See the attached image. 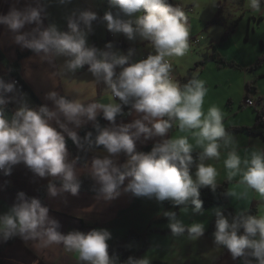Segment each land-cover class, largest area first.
Masks as SVG:
<instances>
[{"label": "clouds", "instance_id": "clouds-1", "mask_svg": "<svg viewBox=\"0 0 264 264\" xmlns=\"http://www.w3.org/2000/svg\"><path fill=\"white\" fill-rule=\"evenodd\" d=\"M59 2L65 4L71 0ZM261 2L248 0L249 7L256 12L260 11ZM109 3L110 9L102 17L107 30L123 34L129 41L137 37L147 40L155 54L133 62L131 51L127 55L115 51L111 42L105 45L107 50L89 45L87 37L93 32L92 22L101 18L95 11L73 12L67 17V31L56 24L44 27L42 6L26 4L22 9L13 7L7 14H0V24L16 33L17 44L37 54L43 53L45 57H68L66 68L72 72L88 65V71L98 81H103L120 101L85 105L58 97V93L51 91L46 98L53 101L52 109L47 105L36 108L22 105L8 119L4 112L8 103L6 94L14 93L17 86L16 81L5 82L0 78V174L10 176L15 166L23 164L35 176L60 181L59 189L51 182L47 185L49 196L55 197L62 191L76 195L81 180L74 162L68 159L66 136L78 147L81 137L67 125L79 127L83 119L96 121L98 113H102L110 126L96 124L95 139L89 132L84 140L89 146H103L110 154L104 158L94 157L91 162L92 176L100 185L103 198L114 199L122 190L158 202L170 200L173 206L190 202L194 211L199 212L203 209L200 190L215 191L217 170L201 162L196 165V179H193V147L188 137L161 139L154 142L148 152L137 150L141 136L145 140L164 138L174 122L181 131L195 130L193 135L197 144L203 147L201 159L218 158L221 139L225 145L231 142L222 123L221 110L212 106L206 114L202 111L207 92L204 81L193 77L181 88L170 75L172 66L166 58L184 56L189 49L185 13L169 0H109ZM141 11L143 14L134 15ZM33 23L35 28L21 32L25 25ZM129 105L139 118L117 125L116 117ZM61 115L68 123L60 121ZM122 152L127 159L116 166L110 157ZM224 164L229 170V178L241 174L242 183L264 196V152H253L249 159L242 161L233 150ZM49 212V207L39 198L28 197L24 191H19L9 211L0 214V243L13 238L22 241L39 239L44 247L63 244L66 251L77 252L86 264H116V258L109 255L111 233L108 230H73L65 234L59 230V221ZM214 214V245L225 247L233 260L244 256L252 258L248 264L253 261L264 264V216L241 212L230 220L219 207ZM164 217L169 221L168 228L173 235L187 231L191 239L198 240L205 233L203 223L185 225L176 219L175 212L165 211ZM127 264H150V260L130 256Z\"/></svg>", "mask_w": 264, "mask_h": 264}, {"label": "crops", "instance_id": "crops-1", "mask_svg": "<svg viewBox=\"0 0 264 264\" xmlns=\"http://www.w3.org/2000/svg\"><path fill=\"white\" fill-rule=\"evenodd\" d=\"M26 4L32 6H42L44 11L41 13L43 26L56 24L61 30H64L67 25V17L73 12L79 13L84 10L95 11L100 19L92 22L93 32L88 34L87 41L89 45H95L101 50L105 49V45L111 42L113 50L123 52L127 55L131 51V60L135 57L138 47L147 40L129 41L123 34L109 32L106 28V22L102 17L105 11L110 9V3L106 0H71L70 3L61 4L59 0H0V14H7L10 8L22 9ZM224 7L226 3H223ZM181 6V5H180ZM113 12L116 9H111ZM258 14V15H257ZM136 15H141L137 13ZM257 15V16H256ZM241 19L246 18V12L242 10ZM189 37L196 35L193 29V24L196 22L195 15L192 13L185 14ZM127 19L126 17H124ZM214 19V18H213ZM205 22L204 29H209L212 20ZM264 17L260 13L254 11L247 16V34L248 41L254 38H259L260 49L253 52L248 62L240 64L239 68L232 66V69H237L243 73V81L245 83L244 90L239 94V97H234L232 93L225 92V85L209 84L207 80H203V74L207 70H214L219 65L215 61L207 60L202 67L201 72L197 73L196 78L204 81L207 89L202 105V111L206 114L212 106L218 107L223 114V126L227 137L230 138V143L225 145L224 139L219 141L220 155L218 158L205 157L199 163L203 162L206 165H212L217 170L216 184L228 182V204L226 206H214L210 209H201L199 212L194 211V207L186 204L185 206H173L170 200L158 202L154 198L148 199L144 197H136L130 192H123L119 196L111 200H105L102 192L96 194H88L86 192H78L73 195L71 192H60L55 197H51L47 192V185L54 179L53 177L40 178L31 173L23 164L14 167L10 176L0 174V214L9 211L11 205L15 202L17 193L24 191L28 197H37L50 209V216L57 219L61 225L60 231L68 233L69 231L79 230L87 232L92 229H106L111 233L112 241L123 239L130 231L143 234L138 240L127 243V249L131 253L136 254V259L147 257L150 264H248L249 257H239L233 260L231 254L223 246L214 245L215 231V209L217 207L223 210V214L230 220L232 216L238 213H245L253 216H264V204L261 196L254 189L241 182V174H236L229 178V170L226 169L224 161L228 153L235 150L241 160L249 159L253 152H264V137L253 135L252 133L242 130L243 127L253 126L258 120V113L264 106H257L254 109L250 107H242L244 99L248 96L253 99L260 98L264 101V62L259 67H254L256 62L262 56L264 50ZM35 23L25 25L21 32H29L35 28ZM81 28L83 26L81 25ZM228 29H226L227 31ZM260 30H263L260 32ZM224 34V32H223ZM236 34L233 33L226 41L218 45L216 53L223 57L225 61L231 57L225 55V43H230ZM259 35V36H258ZM16 33L11 32L7 26L0 24V49L4 52L6 47L12 48ZM199 36V35H198ZM222 36V35H221ZM200 43L203 36H199ZM222 37L217 42L210 41L205 46L200 43L194 45L192 39L188 38L189 49L187 54L181 57H167L170 61L171 72L175 76V82L180 87L181 79L187 75L189 70L205 57H211L214 44H218ZM16 45V56L11 53L9 61L17 59V50L27 52L29 49L23 48L20 44ZM125 48H122V47ZM155 49L153 47V52ZM6 56V54H5ZM142 56L139 57L141 60ZM65 56H49L45 57L43 53L31 54L22 59L21 77L25 85L36 98L30 96L25 90L15 91L11 93L9 102L13 103L17 110L22 105L36 108L40 105H47L50 109L54 107L53 101L46 98V94L55 91L59 96H65L70 100L79 101L85 105L89 103H117L118 98H114L111 90L103 83L98 81L89 71L88 65H84L81 69L75 72L69 71L66 68ZM234 62V61H233ZM210 63L217 64L210 67ZM221 67V66H219ZM119 71V69H117ZM231 80V79H230ZM232 82V81H230ZM229 83V81H228ZM239 84V83H238ZM249 84V86H248ZM242 82L240 83V87ZM217 88V89H216ZM241 89V88H240ZM114 98V99H113ZM131 112V115L129 113ZM102 113H98L97 117ZM139 118L138 115L129 110L124 116L116 117V124L130 123L133 119ZM60 121L68 123L64 117L60 116ZM95 121L82 120L79 127L69 123L67 126L70 130L77 133L84 126L93 125ZM106 127L110 126V122L105 120ZM58 128L55 121L52 122ZM59 130V128H58ZM195 130L181 131L178 124L174 122L172 128L164 138L154 137L150 140H145L141 136L137 141V150L151 143L158 142L161 139H172L180 136H187L189 143L194 151H203V147L197 144V139L194 137ZM67 138V136H66ZM69 152V150H68ZM107 151L93 150L91 152L90 161L85 165H78L72 154L69 152V161L74 162L78 177L82 175L90 176L97 187V184L92 176V159L94 157H108ZM116 166L123 164L127 157L122 152L110 157ZM198 163V164H199ZM243 168V164L241 165ZM196 166L191 170L193 179L195 180ZM58 180V179H56ZM127 181H125V184ZM55 186L59 189L61 186ZM46 188L45 194L43 189ZM231 193L232 195H229ZM165 211L176 213V219L182 221L185 225L192 223H203L205 225V233L198 240L191 239L187 231L179 235H173L168 228L169 221L164 217ZM243 231V230H241ZM21 240V239H20ZM22 241V240H21ZM25 247L28 248L39 261L45 264H86L79 259V254L74 251H66L63 244H53L44 247L39 239H29L22 241ZM131 246V247H129ZM247 260H246V259ZM253 264L255 262L253 261Z\"/></svg>", "mask_w": 264, "mask_h": 264}, {"label": "trees", "instance_id": "trees-1", "mask_svg": "<svg viewBox=\"0 0 264 264\" xmlns=\"http://www.w3.org/2000/svg\"><path fill=\"white\" fill-rule=\"evenodd\" d=\"M106 1L109 2V0H106ZM169 3L181 9V6L180 5L176 6L173 0H169ZM222 8L223 7L221 5L220 10H222ZM140 13L143 14L142 11ZM220 13L216 14L211 24L217 23V19ZM236 25H237V22L230 29H228V31L224 32L218 44H214L212 46L213 52L210 58L205 57L203 60L199 61L197 64H195V66H193L189 70L187 75L181 79L180 81L181 88H183V86L187 84L189 80L197 76L196 74L199 73L200 70H202V67L204 66L207 60L215 61L217 64H220V65L222 64L224 66H232V67L240 69L238 64H236L233 61H229V62L225 61L223 57H220L215 52L218 45L222 44L233 34V32L236 29L235 28ZM67 30H69L68 26L65 25L64 31H67ZM122 48H125V47L123 46ZM34 53L35 52L31 50H28L27 52H21L17 50V59L15 61L13 60V61L5 62L6 56L4 52L0 49V78H3L5 82L18 81L20 85L22 86V88L30 96H32L33 98H36L34 94L31 92V90L28 89V87L25 85V82L23 81L21 77V71L23 69L22 59ZM263 62H264V50H263L262 56L256 62L254 67L255 68L259 67ZM65 98L70 100L67 97ZM129 110H131L130 105L125 106L123 108V114L118 115V117L124 116ZM15 111L16 109L13 103L8 101V103H6V105L4 106V112H5L6 117L8 119H11ZM258 114H259L258 120H256L255 124L250 127H243L242 130L248 131L252 133L253 135H259V136L264 137V108L261 111H259ZM96 124H98L100 127H106V122H105V119H103L102 114L97 117V120L93 123V125L84 126L83 128H81V130H79L78 135L81 137L79 147L75 143H73L71 139L66 138L67 149L72 154V157L75 159V162L78 165L87 164L88 161H90L91 152L93 150H99V149L105 150L103 146H99V147H96L94 145L89 146V144L84 140L85 135L89 132L92 133V139L93 140L95 139V136L97 134L96 128H95ZM152 147H153V143L149 144L148 146L146 145L142 147L138 151L148 152L151 150ZM202 152L203 151L192 152L194 163L191 166V170L200 162L201 157H202ZM204 158L205 157H203V159ZM79 178L81 180V186L78 192H86L88 194H96L100 192L99 191L100 187H97L95 185V183L93 182L90 176L82 175ZM51 183L56 184L57 186H61L60 181L56 179L52 180ZM228 185H229L228 182H225L223 184H216V189L214 192L211 191L209 188H202L200 191H201V199L203 200V209L207 210L217 205L226 206L228 204ZM42 191H43V194H45L46 188L43 189ZM188 205H190V207H194L193 205H191L190 202ZM182 206H185V205H182ZM175 213H178V211H176ZM141 237H143V234L130 231L127 234V236H125L123 239L112 241V243L109 246L110 257L114 256L116 258V264H127L128 257L131 256L133 258H136V254L131 253L127 249V243L130 241L138 240ZM0 264H45V263L39 261V259L30 250H28L27 247L24 246V244L19 238H13L9 240L7 243H0ZM155 264H158V263H155Z\"/></svg>", "mask_w": 264, "mask_h": 264}, {"label": "rangeland", "instance_id": "rangeland-1", "mask_svg": "<svg viewBox=\"0 0 264 264\" xmlns=\"http://www.w3.org/2000/svg\"><path fill=\"white\" fill-rule=\"evenodd\" d=\"M173 2L176 6L181 5V10H184L183 12L185 14H188L186 12V9H188V7L193 8L192 14L195 15L196 22L192 26H193V29L198 34L192 35L191 37H189V39H193L194 37L196 39V38H200L199 36H203V40L201 41L202 43L199 42L201 46H205L210 41L217 42L219 38L222 37L221 35H223V32H226V29H230L237 22V25L235 27L236 29L233 32L234 34H236L235 37L232 38V41L230 43L223 44L225 47H224V50H222V52H224L225 55L231 57V59H228V62L234 61L238 64H240V62L242 63L248 62V60H250L251 56L253 55V52H256L257 50L260 49L259 47L260 44L258 42L259 38L257 39V36L256 38H254V40H253V37L255 36H252L251 41H248V39L246 38V34L248 30L247 29V16L254 12V10H252L249 7L248 0H173ZM226 2L227 4L224 7V9L220 10L221 5L223 7L224 6L223 3H226ZM242 10L246 12V18L244 20H242L240 16L242 13ZM218 13L220 14L217 19V23H216L217 25L210 26L209 29L203 30L205 22H208L209 20L213 19ZM258 13H260V15L264 17V0H262L261 2V9ZM126 18L128 19V17ZM262 31L263 30H260V32ZM138 40L142 41L140 37H137L135 39V41H138ZM192 43L196 45L193 41ZM15 44L17 43L15 42V39H14L13 45L15 46V48L6 47L5 62L9 61L8 56L11 53H14V55L16 54ZM148 52L150 54H154L152 53L153 52L152 44L150 42L142 43L138 47L135 57H133V62L139 61V57L140 56L143 57ZM120 53L123 54L122 51ZM210 65H211L210 67H213V65H217V64L210 63ZM218 65L221 67L218 66L216 68H212L214 70H207L205 74H203V80H207L209 84H212V85H217V84H221L223 86L225 85V88H226L225 92H230L232 93L234 97H239V94L245 88V83L242 78L244 74L241 73L237 69H232V67L224 66L222 64L221 65L218 64ZM241 82H242V85L240 87ZM16 90L22 91L24 89L22 88L20 90L17 87ZM10 96H11V93L6 94V98H9ZM255 99H258V98H255ZM243 106L244 105H242V107ZM249 107L253 108L251 106ZM263 108L264 107H262V109ZM99 150H102V149H99ZM102 151H105V150H102Z\"/></svg>", "mask_w": 264, "mask_h": 264}, {"label": "built area", "instance_id": "built-area-1", "mask_svg": "<svg viewBox=\"0 0 264 264\" xmlns=\"http://www.w3.org/2000/svg\"><path fill=\"white\" fill-rule=\"evenodd\" d=\"M182 11H184V10H182ZM192 11H193V8L192 7H188V9H186V12L189 14V13H192ZM192 41L195 43V44H198L199 42H200V39H195V37L192 39ZM185 54H187V52L185 53ZM148 55H150V53L148 52L147 54H145L141 59H144V58H146ZM169 61V60H168ZM169 63H170V61H169ZM171 75V77H172V79L173 80H175V76L174 75H172V74H170ZM16 86L18 87V89H22V87L19 85V83H18V81H16ZM115 99H116V97H114ZM244 106H246V107H249V106H251V107H253V108H255V107H257V106H264V101L262 100V99H260V98H258V99H253V98H251V97H246L245 99H244Z\"/></svg>", "mask_w": 264, "mask_h": 264}, {"label": "water", "instance_id": "water-1", "mask_svg": "<svg viewBox=\"0 0 264 264\" xmlns=\"http://www.w3.org/2000/svg\"><path fill=\"white\" fill-rule=\"evenodd\" d=\"M261 203H262V204H264V199H263V200H261Z\"/></svg>", "mask_w": 264, "mask_h": 264}]
</instances>
